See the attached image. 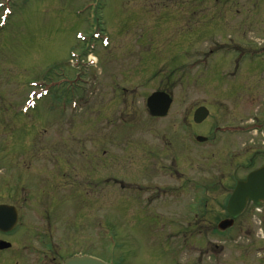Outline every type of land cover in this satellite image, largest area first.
Listing matches in <instances>:
<instances>
[{"label":"rangeland","instance_id":"1","mask_svg":"<svg viewBox=\"0 0 264 264\" xmlns=\"http://www.w3.org/2000/svg\"><path fill=\"white\" fill-rule=\"evenodd\" d=\"M257 1L0 0V201L28 197L19 230L41 231L42 207L61 199V253L109 264H264L233 255L261 231H232L223 243L205 220L192 231L204 233V253L198 236L192 251L182 237L196 208L210 222L223 217L212 197L231 193L228 174L264 161V57L232 75L219 44L260 46ZM158 90L172 102L153 118L145 101ZM201 106L208 114L194 123ZM184 180L205 189L202 203ZM255 212L251 227L264 223Z\"/></svg>","mask_w":264,"mask_h":264},{"label":"flooded vegetation","instance_id":"2","mask_svg":"<svg viewBox=\"0 0 264 264\" xmlns=\"http://www.w3.org/2000/svg\"><path fill=\"white\" fill-rule=\"evenodd\" d=\"M250 1L252 0H247V2ZM261 1L264 2V0H258L257 2L261 4ZM223 7H236V6L232 4H225L223 6H220V8ZM215 11H217L216 8ZM251 12L248 15L244 14V20L246 19V23L249 22L248 20H251L250 19V17L252 16ZM220 41H223L219 44L224 45L225 54L226 57L228 58V63L230 67L229 71L230 74L232 75H236L235 73L239 72L240 66H243L245 62H253L254 58L262 59L264 57V40H262L261 43L258 44L260 45L258 47H253V45H247V44L241 45L239 43L237 44L234 42H227L224 36H222ZM220 48L221 46H218L215 49L216 51H219ZM236 132H237L236 130L232 131V133L234 134ZM262 163H259L257 166L254 165L255 167H253L251 170L260 166ZM251 170H249L248 172H250ZM247 174L237 178L236 170H234L232 173L228 174V177H225V179H227V182H229V187L233 188L234 184L238 180L244 179ZM64 177L72 178V176L68 174H64ZM186 183H190L193 189L198 188L197 192L191 199L192 203L193 202H195L196 204L202 203L204 196H206L205 189H203L202 191L199 184H193V181H187V180H184V185L182 187H184ZM154 187H155L154 188L155 192H160L159 190L162 191L161 186H154ZM176 189H181V186L176 187L175 190ZM71 191L72 188L69 189V193ZM228 197L229 195L226 196V198H221L219 195H215L212 197L213 203L219 205L223 204L224 206L222 207L220 205V208L217 209L215 213L218 215L222 213L223 217H218L217 219H213V221L211 222L208 219L204 218L203 209L200 210V208H196L195 212L197 213V215L195 216H193L191 214L192 212H190L189 215H192L193 219L188 224H193V225L190 226L189 231L182 232V234H184L182 235L183 247H185L186 250L188 251H192L191 249H193V247L197 248L193 243H194V239L198 235H195V233L192 231L194 230L199 231L200 228H202V226H205L204 221L207 220L209 226L208 225L206 226L210 227L208 231H212V235L219 242H223V243H226V241H231L232 236L234 235L231 233L232 231H247L250 235H253V231H261V237H259V239H257L254 243L244 244L239 246L235 245L238 248V250H234L233 255L235 257H239V256L243 257L244 258L243 260L245 262L251 261L252 258H256V257H260L264 262V257H263L264 256V223L261 221L259 227H251L250 224L248 223L251 221V215H253L252 211L254 210L256 211L255 213L260 216V218L262 219L264 218V201L259 202L258 204L259 208L258 206L252 204L251 201H247L245 209L238 217H236L233 220L232 226L224 230H220L218 229L219 221L228 218L226 211V202L228 200ZM27 198H28L27 196H22L21 198H15V199L9 198L5 201H0V205L5 204L15 208L17 214L16 216L17 223L15 227L9 231H0V264H62L64 259L72 255L66 254V249L63 253L60 252L59 247H62L64 245L65 240L64 238L61 239V237L60 238L57 237L56 231H53L55 229V226L57 225V220H58L56 219V213H58L57 206L58 203L61 201V199H57L55 201L54 206L51 203V205L42 207L39 213L41 231L31 230L32 228L30 227L22 228L21 230H19L18 226H20L22 224V220L26 218L24 216L25 213L22 211L21 205H23L24 202L27 201ZM224 201L225 204L222 203ZM19 206H21V208ZM238 222H240L241 224H238ZM243 224L246 226H243ZM23 226H25V221L22 224V227ZM177 240H179V237L178 239H176V241ZM197 240L201 243L200 245H198V248L201 250L200 251L198 249L199 253H204L209 250L210 245L206 243L205 235L203 232L201 233V235L198 236ZM223 245L224 244L220 243V244H214V246L213 245L212 246L219 247V249H223L224 247ZM72 246L73 244L69 243L64 247H72ZM236 253H238L239 256H237ZM197 260L199 261V259ZM120 263L123 264V261ZM199 263L202 264V261Z\"/></svg>","mask_w":264,"mask_h":264},{"label":"water","instance_id":"3","mask_svg":"<svg viewBox=\"0 0 264 264\" xmlns=\"http://www.w3.org/2000/svg\"><path fill=\"white\" fill-rule=\"evenodd\" d=\"M171 97L168 93L156 91L151 93L146 105L151 115L165 116L170 104ZM208 114V110L201 106L198 107L193 114L195 122H201ZM199 141H203L204 137H197ZM247 199L254 202L264 200V164L256 170L250 172L244 180L238 181L227 201V213L231 217L228 220H223L219 223L221 229L226 228L232 224V218L236 217L244 209ZM8 206L0 205V227L6 226L8 228L15 224V214ZM12 214V217L9 216ZM63 264H108L97 258L90 256H73L64 260Z\"/></svg>","mask_w":264,"mask_h":264}]
</instances>
